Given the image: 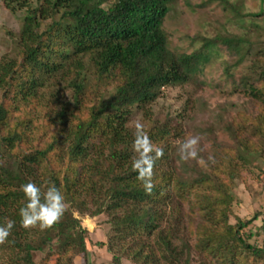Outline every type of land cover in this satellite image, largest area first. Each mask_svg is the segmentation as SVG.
<instances>
[{
  "label": "trees",
  "instance_id": "1",
  "mask_svg": "<svg viewBox=\"0 0 264 264\" xmlns=\"http://www.w3.org/2000/svg\"><path fill=\"white\" fill-rule=\"evenodd\" d=\"M2 1L11 12L25 13L19 34L12 35L15 56L5 53L0 58V226L15 221L5 243L17 250L0 264H36L35 253L52 236L58 253L69 245L85 252L84 231L74 211L91 216L105 211L122 242L120 251L133 264L195 263L192 247L179 234L187 229V216L197 225L195 249L204 256L201 264L206 258L247 264L251 255L264 264V240L262 246L249 242H258L262 228L254 233L253 222L260 214L229 222L233 195L227 182L236 178V167L230 161L228 180H220L224 169L208 156L205 143L212 139L226 151L233 147L217 140L224 127L236 141L238 158L248 164L251 157L264 160V146L238 148L236 129L242 124L234 127L222 104L213 109L201 105L196 116L182 111L162 120L145 106L155 100L156 89L184 86L201 72L219 44L234 57L233 66L249 60V38L220 33L190 53L173 51L163 28L173 0ZM215 2L241 22L264 17V12L242 13V6L229 0H200V7ZM255 56L239 76L229 66L224 72L232 91L253 106L254 113L245 120L264 135V51ZM134 110L141 113L143 131L153 146L163 149L155 160L150 194L132 168L138 158L133 149L136 128L127 123ZM183 124L198 138L195 159H181ZM198 157L211 172L199 165ZM180 172L187 176L177 178L174 188L184 193L174 195L171 184ZM28 182H35L42 193L55 184L64 195L65 212L51 228L21 226L19 209L26 203L21 186ZM188 193L197 199V211L189 206L184 213L179 198Z\"/></svg>",
  "mask_w": 264,
  "mask_h": 264
},
{
  "label": "rangeland",
  "instance_id": "2",
  "mask_svg": "<svg viewBox=\"0 0 264 264\" xmlns=\"http://www.w3.org/2000/svg\"><path fill=\"white\" fill-rule=\"evenodd\" d=\"M229 1L240 4L242 6V13L249 12L257 14L264 12V0ZM200 4V0H173L171 3L172 10L168 12L163 21V28L170 44L168 46L169 49L190 53L200 48L205 42V38H213L220 33H227V35L231 36L249 38L248 45L250 44L251 47L250 61L256 57L257 52L264 51V17L257 16L255 19L247 17L241 22L236 19L237 17L235 18L232 11L224 9L216 2L203 7H200ZM108 5V2L104 4L106 7ZM24 13V10H17L15 13L11 12L6 8L3 1L0 0V58L5 53L15 56L16 46L12 42V35L15 38L19 34L21 18ZM251 22H253V25H251ZM240 25L246 26L247 29L240 28ZM192 39H194L193 42ZM233 58L231 53L223 45L219 44L212 52L210 60L202 66L201 72L196 73L184 86L171 85L156 89L155 100L145 106L152 107L153 115L162 120L167 114L173 115L179 112L182 113V111H184L182 114L185 116H192L193 114L196 116L201 105L206 109H213L218 104H222L227 107L230 113V119L235 121L234 127L237 128L238 125L242 124V126L236 129L237 131L240 130L238 131L239 138L237 141L241 146L238 145V148H241V150L245 149L246 151L261 149L264 146V135L261 133L256 134V127L245 120L247 114L254 113L253 106L246 105V96L232 91L231 80L228 78L225 79L224 72V69L229 66L230 72L234 73L235 76H239L244 73L250 62L247 59L233 66ZM230 104H233L234 108L232 110ZM245 105L247 106L246 111L244 109ZM141 120V113L135 112L134 110L129 117L127 126L130 129H135V124L137 122L141 124ZM182 129V135L186 140L193 137L190 126L188 127L186 124H183ZM217 140L233 146L226 151L223 146H217L212 139L205 143L208 156L216 161V164L222 170H225L219 174L220 180H228L226 169H231L229 166L230 161L236 167V178L232 181V184L231 180L227 182L229 184L230 194L233 195V201L228 214L229 222L235 224L239 220L245 221L253 218L256 214H260L258 219L253 222L257 226L253 229V232L255 233L257 228H262L260 231H263L264 160L259 157L256 159L251 157V164L244 163L237 156L236 141L224 127H221V130L218 131ZM178 141L176 140L175 142ZM232 155L236 157L233 158ZM198 162L205 170L211 172V168L204 159L198 157ZM60 165L62 166V163ZM165 165L167 166V164ZM186 176L187 174L184 172L176 173L171 184L174 195L176 193H184V191H180L178 187L174 188V186L177 184V181H175L177 178L181 180ZM192 194L188 193L186 198H179L184 213L188 212L187 209L189 206L194 207L195 211H197V207L195 208L197 199ZM88 213L81 215L76 211L73 212V215L79 219L81 228L84 231L85 252L78 251L79 247L77 246L69 245L64 252L58 253L56 247L52 246L54 237L51 235L52 242H47V246L42 252L35 253V263L133 264L128 259L127 253L120 251L121 247L119 245L122 242L117 238L115 227L111 224L109 215L105 211L95 216H91ZM183 220L188 230L186 228L180 229L179 234L192 247L191 252L195 260L193 264H201L200 260L204 256L195 249L197 239L195 228L197 225L194 223L190 224L189 221L192 220V216H187ZM245 230L248 231V229ZM261 232L257 243L254 241V238L249 239V242L257 246H262L264 233L262 236ZM125 242L127 243V241ZM15 252L17 250L12 251L7 243L0 244V260L9 261L10 258H13ZM230 258L229 256V260ZM255 258L256 256L251 255L250 262L247 264H261ZM205 260L206 264L223 263L221 259L206 258ZM241 261L242 259L237 264H246Z\"/></svg>",
  "mask_w": 264,
  "mask_h": 264
},
{
  "label": "clouds",
  "instance_id": "3",
  "mask_svg": "<svg viewBox=\"0 0 264 264\" xmlns=\"http://www.w3.org/2000/svg\"><path fill=\"white\" fill-rule=\"evenodd\" d=\"M136 134L133 141V149L138 153V158L133 160L132 168L138 173L137 179L143 183L144 190L151 193L152 175L155 160L163 155V149L155 148L143 131V125L137 122L135 124ZM198 138L191 137L179 146L181 159H195L198 155L194 150ZM155 155H152V154ZM26 203L19 209L20 224L23 228L29 229L39 227L40 230L51 228L59 222L65 212V197L60 189L52 183L47 185L46 192L41 191V187L35 182H28L21 186ZM15 221H9L0 226V244H3L9 237Z\"/></svg>",
  "mask_w": 264,
  "mask_h": 264
}]
</instances>
